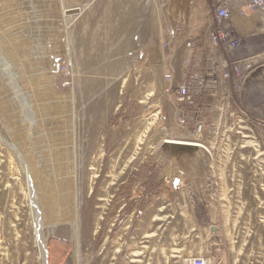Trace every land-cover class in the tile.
Instances as JSON below:
<instances>
[{
    "label": "rangeland",
    "instance_id": "rangeland-1",
    "mask_svg": "<svg viewBox=\"0 0 264 264\" xmlns=\"http://www.w3.org/2000/svg\"><path fill=\"white\" fill-rule=\"evenodd\" d=\"M87 1L0 0V264H264V34L238 48L242 120L201 143L131 56L60 72L61 12ZM149 5L127 9L144 43Z\"/></svg>",
    "mask_w": 264,
    "mask_h": 264
},
{
    "label": "crops",
    "instance_id": "crops-1",
    "mask_svg": "<svg viewBox=\"0 0 264 264\" xmlns=\"http://www.w3.org/2000/svg\"><path fill=\"white\" fill-rule=\"evenodd\" d=\"M142 3L143 0H88L72 4L68 15L61 12L59 61L70 66L87 65L94 64L95 57L109 56L115 59V64H126L127 57L131 56L138 69L150 68L158 75L170 73L171 78L164 85L171 83L175 87L184 79L185 59L189 58L192 63L196 59L192 42H196L197 49L207 50L206 2L149 0L152 19L145 43L143 31L134 23L128 28L127 19V9H138ZM96 47L101 52H96ZM205 67L203 60L200 69ZM233 81L232 77L218 85V94L227 93L232 100L239 96L233 89ZM194 101L202 103L200 96Z\"/></svg>",
    "mask_w": 264,
    "mask_h": 264
},
{
    "label": "built area",
    "instance_id": "built-area-1",
    "mask_svg": "<svg viewBox=\"0 0 264 264\" xmlns=\"http://www.w3.org/2000/svg\"><path fill=\"white\" fill-rule=\"evenodd\" d=\"M205 2L208 18L205 31L207 50L197 49V44L193 41L191 46L196 59L193 63L189 58L185 59L183 81L175 87L171 83L164 86L165 92L174 91L177 104L189 106L187 113L185 112L189 117L198 115L193 121L192 132L200 138L205 136V141L201 140V143H207L211 138L209 136L211 125L219 126L223 119L234 115L237 117V114L239 120H242L244 116L242 111L233 107V100L227 93L218 94L217 87L233 77L234 91L240 94L244 90L250 78L252 63L250 53L239 54L238 48L244 43L245 37L250 40V35L254 37L259 33L264 34V0H205ZM202 59L205 60V69H200ZM59 70L63 75L71 76L66 63H60ZM164 78L169 80L171 74H164ZM68 84L69 81L64 80L62 86ZM196 96L201 97V104L194 101ZM210 99L211 103H205ZM182 264H207V260L203 256H192L185 259Z\"/></svg>",
    "mask_w": 264,
    "mask_h": 264
},
{
    "label": "bare ground",
    "instance_id": "bare-ground-1",
    "mask_svg": "<svg viewBox=\"0 0 264 264\" xmlns=\"http://www.w3.org/2000/svg\"><path fill=\"white\" fill-rule=\"evenodd\" d=\"M144 127H145V125H144ZM140 132H139V134L142 132L141 130H139ZM135 133H136V131H135ZM136 134H138V133H136ZM129 135H131V134H129ZM128 137V136H127ZM126 137V138H127ZM125 138V139H126ZM129 138V137H128ZM134 138V137H133ZM139 138H140V135H139ZM137 139V138H136ZM128 140V139H127ZM135 140V139H134ZM138 140V139H137ZM141 140V139H140ZM166 142H169V143H173V144H181V145H190V146H202V144L201 143H199V142H195V141H186V140H177V139H167L166 140ZM126 143H128V142H126ZM136 144H137V142H135ZM124 145V144H123Z\"/></svg>",
    "mask_w": 264,
    "mask_h": 264
},
{
    "label": "trees",
    "instance_id": "trees-1",
    "mask_svg": "<svg viewBox=\"0 0 264 264\" xmlns=\"http://www.w3.org/2000/svg\"><path fill=\"white\" fill-rule=\"evenodd\" d=\"M184 109H187V107H185Z\"/></svg>",
    "mask_w": 264,
    "mask_h": 264
}]
</instances>
